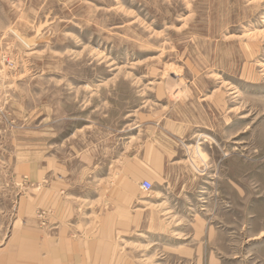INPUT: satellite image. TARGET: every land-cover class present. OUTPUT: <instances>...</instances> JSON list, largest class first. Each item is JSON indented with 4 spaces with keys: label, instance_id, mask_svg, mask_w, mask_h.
I'll use <instances>...</instances> for the list:
<instances>
[{
    "label": "rangeland",
    "instance_id": "374dc122",
    "mask_svg": "<svg viewBox=\"0 0 264 264\" xmlns=\"http://www.w3.org/2000/svg\"><path fill=\"white\" fill-rule=\"evenodd\" d=\"M262 64L264 0H0V264H264Z\"/></svg>",
    "mask_w": 264,
    "mask_h": 264
},
{
    "label": "crops",
    "instance_id": "0c3cea01",
    "mask_svg": "<svg viewBox=\"0 0 264 264\" xmlns=\"http://www.w3.org/2000/svg\"><path fill=\"white\" fill-rule=\"evenodd\" d=\"M55 221L57 223H60V225H58L59 231H68V229L66 228L67 226H66V221L65 220H55ZM110 221H111V223L108 224V226H112L113 225V223H112L113 222V219H111L109 217L106 220L104 219V221L101 224L105 225L107 222L109 223Z\"/></svg>",
    "mask_w": 264,
    "mask_h": 264
},
{
    "label": "built area",
    "instance_id": "2783aa9c",
    "mask_svg": "<svg viewBox=\"0 0 264 264\" xmlns=\"http://www.w3.org/2000/svg\"><path fill=\"white\" fill-rule=\"evenodd\" d=\"M153 188V184L149 181H144L142 183V190L145 192H150Z\"/></svg>",
    "mask_w": 264,
    "mask_h": 264
},
{
    "label": "bare ground",
    "instance_id": "6f19581e",
    "mask_svg": "<svg viewBox=\"0 0 264 264\" xmlns=\"http://www.w3.org/2000/svg\"><path fill=\"white\" fill-rule=\"evenodd\" d=\"M259 66H260V65H259ZM261 67H264V64H262Z\"/></svg>",
    "mask_w": 264,
    "mask_h": 264
}]
</instances>
